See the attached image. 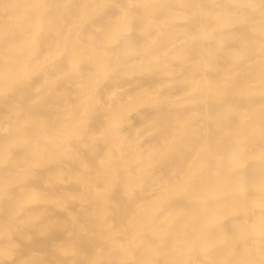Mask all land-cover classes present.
I'll return each instance as SVG.
<instances>
[{"label":"bare ground","instance_id":"bare-ground-1","mask_svg":"<svg viewBox=\"0 0 264 264\" xmlns=\"http://www.w3.org/2000/svg\"><path fill=\"white\" fill-rule=\"evenodd\" d=\"M0 264H264V0H0Z\"/></svg>","mask_w":264,"mask_h":264},{"label":"rangeland","instance_id":"rangeland-1","mask_svg":"<svg viewBox=\"0 0 264 264\" xmlns=\"http://www.w3.org/2000/svg\"><path fill=\"white\" fill-rule=\"evenodd\" d=\"M13 235H16V234H13ZM12 235V237H13V239H16V236H15V238H14V236ZM17 238H18V236H17ZM18 247V246H17ZM25 248V247H24ZM21 247L19 248V250H18V252H19V255H20V253H21ZM17 249H15V251H14V253L16 252V254H18V252L16 251Z\"/></svg>","mask_w":264,"mask_h":264}]
</instances>
